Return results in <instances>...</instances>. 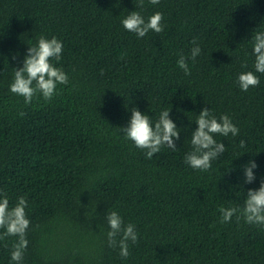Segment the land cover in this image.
I'll use <instances>...</instances> for the list:
<instances>
[{"label":"trees","instance_id":"obj_1","mask_svg":"<svg viewBox=\"0 0 264 264\" xmlns=\"http://www.w3.org/2000/svg\"><path fill=\"white\" fill-rule=\"evenodd\" d=\"M139 2L0 0V190L10 207L28 200L22 264H264V226L235 216L221 223L218 211L242 207L264 180V74L247 92L237 83L255 71L251 40L264 31V0H144L145 20L161 12L164 31L143 38L122 25ZM41 36L62 41L56 66L70 83L50 102L26 105L10 91L13 68ZM193 40L202 49L195 61ZM181 54L191 75L178 67ZM205 107L229 115L240 133L216 135L226 151L200 171L185 156ZM132 108L153 123L172 109L177 150L148 159L126 140ZM252 159L257 179L245 184ZM109 211L139 234L127 259L108 245ZM16 240L0 241V264H13Z\"/></svg>","mask_w":264,"mask_h":264},{"label":"clouds","instance_id":"obj_2","mask_svg":"<svg viewBox=\"0 0 264 264\" xmlns=\"http://www.w3.org/2000/svg\"><path fill=\"white\" fill-rule=\"evenodd\" d=\"M149 3L158 5L160 0H149ZM136 7L140 11L129 12L122 20V25L127 31L135 33L138 38L147 36L149 32L159 34L164 31V17L161 12H156L145 20L142 15L144 0H140ZM192 43L196 46L191 49L190 57L195 61L202 49L196 40ZM251 43L255 71L242 72L237 79L239 88L245 92L251 87L259 86L260 79L256 73L264 74V31H254ZM62 52L63 43L56 37L51 39L39 37L35 45L28 46L23 66L13 68L14 77L10 91L23 97L26 105H30L38 96L50 102L57 94L58 85L70 83L64 69L56 66L61 61ZM188 59L189 57L181 54L177 61L178 67L185 75H191ZM244 67H247V64ZM171 110H163L158 121L153 123L149 115L142 114L138 108H132L128 125L121 128L124 138L133 142L136 148L143 150L148 159L160 152L164 146L173 151L177 150L176 141L180 139L181 132L170 118ZM20 115L24 116L25 113L21 112ZM195 124L198 127L191 134L192 150L186 154L185 163L195 170L208 171L212 167V161L219 159L226 151L225 144L217 142L214 137L216 135L227 137L229 134L235 137L239 135L240 129L229 115L224 114L217 118L208 107L200 111ZM240 147L245 148L246 142L240 141ZM256 169L258 165L254 159L243 166L245 184H251L257 179L254 173ZM28 207L25 196L19 197L16 204L10 207L7 193L0 190V230H3L0 232V241L8 237L17 238L10 253L13 264H22L29 245L27 232L31 221L26 211ZM218 211L221 213V223L231 222L235 216L237 221L243 219L246 224L264 226V180H261L258 189L247 191L242 207H221ZM106 219L110 228L107 233L109 247H118L120 256L127 259L130 256L129 242L136 244L139 239L135 225L131 223L125 225L123 218L116 211H109Z\"/></svg>","mask_w":264,"mask_h":264}]
</instances>
